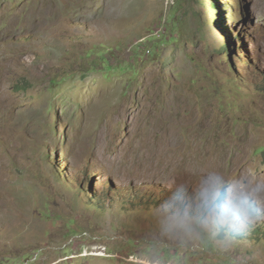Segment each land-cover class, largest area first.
<instances>
[{
  "label": "rangeland",
  "instance_id": "rangeland-1",
  "mask_svg": "<svg viewBox=\"0 0 264 264\" xmlns=\"http://www.w3.org/2000/svg\"><path fill=\"white\" fill-rule=\"evenodd\" d=\"M213 171L264 184V0H0V264H264L161 233Z\"/></svg>",
  "mask_w": 264,
  "mask_h": 264
},
{
  "label": "clouds",
  "instance_id": "clouds-1",
  "mask_svg": "<svg viewBox=\"0 0 264 264\" xmlns=\"http://www.w3.org/2000/svg\"><path fill=\"white\" fill-rule=\"evenodd\" d=\"M160 215L161 233L180 247L203 245L227 256L264 221V184L252 185L247 179L229 182L209 172L200 179L193 203L177 192L162 206Z\"/></svg>",
  "mask_w": 264,
  "mask_h": 264
},
{
  "label": "bare ground",
  "instance_id": "bare-ground-1",
  "mask_svg": "<svg viewBox=\"0 0 264 264\" xmlns=\"http://www.w3.org/2000/svg\"><path fill=\"white\" fill-rule=\"evenodd\" d=\"M2 94H4V92H3ZM2 96H3V95H2ZM6 98H7V97H6ZM6 98H4V99L6 100ZM2 99H3V98H2ZM2 101H3V100H2ZM2 101H1V102H2ZM10 102H11V100H10ZM8 103H9V102H8ZM2 104H3V102H2ZM5 104H7L6 101H5ZM5 104H4V105H5ZM8 105H9V104H8ZM11 105H12V102H11ZM5 106H6V105H5ZM1 107H2V106H1ZM2 108H4V107H2ZM12 108H13V107H12ZM4 109H5V108H4ZM2 111H3V110H2ZM2 111H1V112H2ZM167 144H168V143H167ZM199 167H200V166H199ZM260 183H261V182H260Z\"/></svg>",
  "mask_w": 264,
  "mask_h": 264
}]
</instances>
